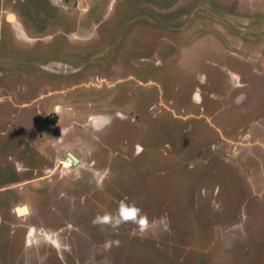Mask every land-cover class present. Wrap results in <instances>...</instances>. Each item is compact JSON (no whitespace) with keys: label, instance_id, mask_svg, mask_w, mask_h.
<instances>
[{"label":"rangeland","instance_id":"374dc122","mask_svg":"<svg viewBox=\"0 0 264 264\" xmlns=\"http://www.w3.org/2000/svg\"><path fill=\"white\" fill-rule=\"evenodd\" d=\"M0 264H264V0H0Z\"/></svg>","mask_w":264,"mask_h":264},{"label":"clouds","instance_id":"9594fccd","mask_svg":"<svg viewBox=\"0 0 264 264\" xmlns=\"http://www.w3.org/2000/svg\"><path fill=\"white\" fill-rule=\"evenodd\" d=\"M199 99V97H197ZM246 99V95L244 93H240L239 96L236 97L235 103L241 104ZM105 126L111 124V117L104 116ZM93 130L96 132L103 131V128L93 126ZM63 130H61L62 132ZM99 174V170L98 173ZM135 224L138 229L143 232L146 231L149 226V221L147 216L143 213L142 209L138 207L135 202H129L127 199L121 200L119 202L117 210L113 212L105 211L102 215L97 214L93 220L92 224L94 226H100L101 230H104L105 227L111 228L114 234H118L119 229L125 224ZM105 249H109L111 247L110 242H106L104 245Z\"/></svg>","mask_w":264,"mask_h":264},{"label":"built area","instance_id":"2783aa9c","mask_svg":"<svg viewBox=\"0 0 264 264\" xmlns=\"http://www.w3.org/2000/svg\"><path fill=\"white\" fill-rule=\"evenodd\" d=\"M68 158V163H66L65 159ZM64 160H61L60 163L62 167H69L73 163V158L72 157H66Z\"/></svg>","mask_w":264,"mask_h":264},{"label":"bare ground","instance_id":"6f19581e","mask_svg":"<svg viewBox=\"0 0 264 264\" xmlns=\"http://www.w3.org/2000/svg\"><path fill=\"white\" fill-rule=\"evenodd\" d=\"M10 17H12V15H10ZM69 155H70L69 157H73L72 156L73 155L72 153H70ZM68 160H69L68 158L65 159L66 163H68ZM17 210L18 211H23V210H26V207H21V206L19 207V206H17Z\"/></svg>","mask_w":264,"mask_h":264},{"label":"water","instance_id":"95a60500","mask_svg":"<svg viewBox=\"0 0 264 264\" xmlns=\"http://www.w3.org/2000/svg\"><path fill=\"white\" fill-rule=\"evenodd\" d=\"M72 156H73L72 158L74 159V161H76V160H77V158H76L74 155H72Z\"/></svg>","mask_w":264,"mask_h":264}]
</instances>
